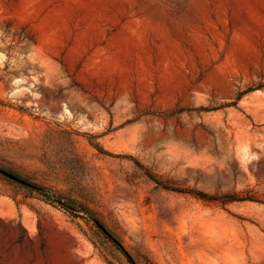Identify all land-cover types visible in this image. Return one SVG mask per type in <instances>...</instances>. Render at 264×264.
I'll use <instances>...</instances> for the list:
<instances>
[{
  "label": "rangeland",
  "instance_id": "rangeland-1",
  "mask_svg": "<svg viewBox=\"0 0 264 264\" xmlns=\"http://www.w3.org/2000/svg\"><path fill=\"white\" fill-rule=\"evenodd\" d=\"M109 235L264 264V0H0V264H133Z\"/></svg>",
  "mask_w": 264,
  "mask_h": 264
},
{
  "label": "trees",
  "instance_id": "trees-1",
  "mask_svg": "<svg viewBox=\"0 0 264 264\" xmlns=\"http://www.w3.org/2000/svg\"><path fill=\"white\" fill-rule=\"evenodd\" d=\"M103 150V149H101ZM104 151V150H103ZM106 152V151H104ZM149 176L155 180L156 182L158 183H161V181H159V179H157L154 175H151L149 173ZM166 188L168 189H171V190H177V189H173L171 187H168L166 186ZM178 191H182V189H178ZM186 192H194V194L202 197V198H205V199H209V200H213V201H222V202H233V201H245V200H250V199H246V198H239L235 195H226V196H212V195H208L206 193H203V192H195V191H186ZM108 234V233H107ZM113 241L117 244V246L122 250V252L128 257V259L134 264V261L132 259V257L129 255V253L127 252V250L123 247V245H121V243H119V241H117L116 239H114L111 235H109Z\"/></svg>",
  "mask_w": 264,
  "mask_h": 264
},
{
  "label": "water",
  "instance_id": "water-1",
  "mask_svg": "<svg viewBox=\"0 0 264 264\" xmlns=\"http://www.w3.org/2000/svg\"><path fill=\"white\" fill-rule=\"evenodd\" d=\"M6 176H8L9 178L13 179V180H16L18 182H21V183H24V181L20 180L19 178L9 174V173H6V172H3Z\"/></svg>",
  "mask_w": 264,
  "mask_h": 264
}]
</instances>
